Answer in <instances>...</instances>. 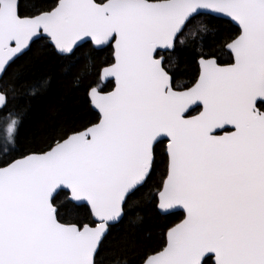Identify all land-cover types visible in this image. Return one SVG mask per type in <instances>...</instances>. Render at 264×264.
<instances>
[{"label": "snow or ice", "instance_id": "6c2138e0", "mask_svg": "<svg viewBox=\"0 0 264 264\" xmlns=\"http://www.w3.org/2000/svg\"><path fill=\"white\" fill-rule=\"evenodd\" d=\"M34 47L91 118L21 146ZM0 125V264H264V0H0Z\"/></svg>", "mask_w": 264, "mask_h": 264}, {"label": "trees", "instance_id": "16d2710c", "mask_svg": "<svg viewBox=\"0 0 264 264\" xmlns=\"http://www.w3.org/2000/svg\"><path fill=\"white\" fill-rule=\"evenodd\" d=\"M13 67L28 80L49 81L48 89L36 99L28 101L18 97L13 105H10V107L19 105L25 108V116L19 129L21 146L42 136L44 131L42 121L51 116L54 109L78 120L86 121L91 118L82 93L77 91L78 85L73 79L76 69L70 67L68 62L57 61L47 50L34 47L32 52L22 57ZM183 79L186 80L187 77ZM2 129L3 125H0V146H10L7 137L2 134ZM179 215L177 213L176 216L169 217L168 221L178 220ZM158 224L159 221L145 217L141 225H133L132 229L136 235H142L158 231L156 227ZM137 228L140 229L139 232H136Z\"/></svg>", "mask_w": 264, "mask_h": 264}]
</instances>
